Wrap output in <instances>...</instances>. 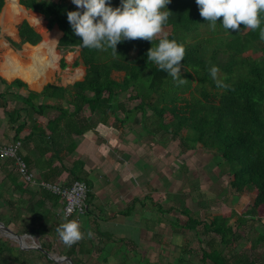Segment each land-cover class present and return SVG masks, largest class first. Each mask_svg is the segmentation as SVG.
<instances>
[{
    "label": "trees",
    "instance_id": "obj_1",
    "mask_svg": "<svg viewBox=\"0 0 264 264\" xmlns=\"http://www.w3.org/2000/svg\"><path fill=\"white\" fill-rule=\"evenodd\" d=\"M110 3L117 6L120 0H110ZM19 4L41 15L48 29L57 26L62 36L56 48L64 52L78 49V60L73 66L84 67L83 78L73 84L62 87L49 83L41 92L29 91L26 96L16 97L40 116L47 112L57 113L45 127L34 123L32 130H28L24 122L20 123L21 126L17 124L19 110L5 111L8 124H16L13 140H21L26 150L29 145L32 146V153L38 155L39 161L36 162L32 161L31 156L24 158L19 155L27 162L25 164L30 169L39 170L44 164L40 159L50 153L45 162L48 171L40 175L47 180L54 179L61 174L60 171L67 172L73 180L86 184L87 202L90 204L91 185L76 174L82 163H78L77 168L62 164L65 157L76 149L72 135L81 136L91 130L88 122L91 116L98 117L103 123L112 118V124L118 123L121 127L137 118L146 134H169L172 140H178L182 152L194 150L199 145L203 151L211 154L221 175L231 177L228 188L234 194L241 196L246 189L255 192L252 204L243 212L229 207L227 214L209 215L204 210L205 219H201L195 218L184 206L181 207L179 212L186 217L185 223L174 219L169 225L174 234L178 230L194 232L200 244V258L194 264H264L258 260L256 252L264 248V233L258 232L252 240L246 239L249 231L255 229L250 222H261V212H264V59L243 56L247 51L264 56V36L260 34V29L253 30L241 23V30L229 29V33L219 24L222 16L217 19L218 24L213 29L200 15L196 0H171L166 5L170 13L163 31L154 36L152 42L144 38L125 39L117 44L116 51L111 47L81 48L79 44L82 38L74 32L67 19V12L76 10L77 5L65 0H19ZM3 6L4 0H0V12ZM261 18L264 21V13H261ZM261 27H264V23ZM16 29L20 42L9 41L14 48L19 49L25 43L35 46L40 42V35L26 20H22ZM165 34L186 48V55L181 61V76L187 79L184 83H178L147 57L148 49L155 47ZM213 65L219 68L215 78L210 73ZM60 66L66 67L63 59ZM113 72L122 73V79H114ZM0 80L5 87L25 88L20 80H14L10 85L1 77ZM217 81L222 83L218 84ZM125 94L131 101H137L134 107L127 109L126 104L119 100ZM6 100L5 94H0L1 108L6 109ZM85 110L89 115L80 121ZM25 130L28 134L19 139L18 136ZM54 161H58L61 167L51 168ZM0 169L6 173L7 180V183H0V189L8 184L21 195L20 200L24 204L27 201L24 197L27 196L32 203L45 209L41 218L33 214L41 223L36 226L28 223L27 234L40 238L48 234L47 224L54 222L58 215L47 209L46 204L50 202L55 207L58 198L42 190L30 189L14 171L11 162L0 160ZM35 197L38 199L35 200ZM6 203L16 207L13 201ZM154 207L162 214L174 210L173 207L164 210L158 204H154ZM19 211L20 208H16L15 218L20 219ZM59 216L61 221L66 220L62 213ZM179 234L183 240L176 247L171 264H192V259H188L192 254L189 241L183 232ZM102 236L109 239L107 235ZM242 241H245L244 245ZM78 242L67 245L66 256L73 264H80L90 253L88 247ZM49 249V244L40 243L39 256L55 264L47 255ZM10 252L8 247L0 245V264H8L9 260L22 261L21 250H17V257L5 260L4 254ZM122 253V261L114 264H128L127 253L121 250ZM144 261L147 263V260ZM108 262L107 256L100 260L101 264Z\"/></svg>",
    "mask_w": 264,
    "mask_h": 264
},
{
    "label": "crops",
    "instance_id": "obj_2",
    "mask_svg": "<svg viewBox=\"0 0 264 264\" xmlns=\"http://www.w3.org/2000/svg\"><path fill=\"white\" fill-rule=\"evenodd\" d=\"M5 4L6 0H4V6L2 7L0 16ZM28 24L31 26L30 23ZM54 27V31L58 30V32H60L59 38L57 40L58 42L62 36V32L57 28V26ZM45 28L47 31L53 29L47 28V22ZM33 29L35 32H37L34 27ZM37 33L40 35V42L35 46L39 45L44 40L42 34L39 32ZM16 37L18 38L19 43L20 40L17 34V29ZM22 45L25 46L29 44L25 43ZM13 49L16 48L13 47ZM2 62L4 63V61L0 59V67L1 64H3ZM73 63L71 66L75 68ZM79 66L81 65L76 67ZM59 68L64 69L61 68L60 62ZM0 77L4 79L9 85L14 80H20L25 84V88H18L14 86L5 87L0 83V94H5L6 99L8 100L6 109L0 107V143L9 142L13 140L15 136L13 129L16 128V124H8L5 111H9L11 109L19 110L20 118L17 124L24 122L26 124V129L28 130H32L34 123H36V126L40 125L45 127L47 122L57 115V113L47 112L44 116H40L34 113L32 110H29L20 100L16 98L17 96H26L29 91L41 92L43 87L48 84V80L38 88H32L21 78L7 80L1 75ZM48 79H51L50 76ZM55 85L65 87L59 84ZM86 113L87 111L85 110L80 117V121L86 119L83 116ZM93 117H95L94 122H91L92 118H90L88 121L90 127H92L91 130L87 131L81 136L72 135V138L75 141L76 149L73 153L67 155L62 163L68 168H74V165L77 168V164L82 163V167L78 169L76 174L79 177L84 178L87 183L91 185L92 200L90 204H92L94 207V211L80 219L79 222L81 231L84 234L86 232L97 233V235L100 236L102 240L111 242L113 246H116L122 242L120 244V246L123 247L120 248L122 251H125L126 245H130V243L134 245L132 239L128 238L131 235L137 236L139 241H141L139 236L146 237V234L148 233L155 235V237H162V234L167 231L166 229H168V234L174 235L172 226L169 225L171 220H166L164 218L165 215L168 214L159 213L155 209L154 204L161 206V204L167 202L169 204L167 209L170 207L174 208L172 212H179L182 206L190 210L187 205H184V203L179 199L180 194L176 195L170 193L169 189L171 182L167 181L170 178H167V180L164 178L166 173L165 169L170 166L171 162L174 163L175 155L173 154L170 158L168 150L161 147L160 143L158 142L160 139H156L160 134H157L156 136L146 134L141 128L137 118H135L131 123L129 122L121 127L118 123L112 124L111 118H108L107 123H103L98 117ZM7 126L9 131L6 133ZM46 133H48L47 130ZM27 134L28 132L25 130L18 136V138L20 139ZM148 139H150L151 142H148ZM32 149L33 147L30 145L27 150L23 149L22 147V149H20L19 155H22L23 157L28 155L31 156L32 161H39L37 157L38 155L36 153H32ZM49 157L50 153H47V155L45 154L40 159L42 162H44V164H41V171H39L40 169L38 170L36 168H31L43 181L45 178H42V176L40 177V174L42 175L46 170L48 171V165L46 166L45 162ZM34 162L32 165H34ZM59 164L60 163L58 161H54L51 165V168H60L61 165ZM44 167H46V170L42 171ZM60 173L61 174L57 175L54 179L49 178L45 181L52 183H63L65 185H69L73 181V177L67 172L60 171ZM149 189H151V191ZM161 197L163 200L159 201V198ZM177 197L179 203L181 202L179 206L175 205V198ZM18 198H21V195H19ZM36 198L37 197H35V199ZM24 200H27V202L30 204L32 203V200L27 198V196L24 197ZM58 203L59 202L57 201V206L55 207H52V203L46 204V208L51 209L52 213H54L57 208H60ZM204 203L200 200L197 202L199 209L203 208L205 205L207 206V204ZM162 209L167 210L164 207ZM153 210L155 211L153 212ZM19 212L20 213H18V216H20V219L23 218L21 220H25L28 223L33 224H35L34 222L36 221L38 223L37 225H40L41 220H39L37 217H33V214H28L26 211ZM57 215H61V212ZM106 215H108L109 218H105ZM194 217L196 218V216ZM111 227L116 229L115 232L112 231ZM119 231L120 234H122V238L118 241L116 237H120L118 234ZM157 234H159V236ZM102 235H107L109 239ZM126 253L127 256L128 252Z\"/></svg>",
    "mask_w": 264,
    "mask_h": 264
},
{
    "label": "rangeland",
    "instance_id": "obj_3",
    "mask_svg": "<svg viewBox=\"0 0 264 264\" xmlns=\"http://www.w3.org/2000/svg\"><path fill=\"white\" fill-rule=\"evenodd\" d=\"M46 1H53V2H60L61 0H46ZM65 2L70 3L72 0H65ZM73 3V2H72ZM31 12L30 10H27ZM3 12V11H2ZM34 13V12H31ZM36 14V13H34ZM2 16V14H1ZM0 16V19H1ZM26 20L30 23L27 19H20L17 21L13 27V34H6L1 26L0 22V58L4 50L1 49L2 42L7 44V50H12L15 53L22 51L24 45H21L19 49H13L10 45L9 41L18 43V38L16 37V26L22 21ZM45 26H46V21ZM32 26V25H31ZM35 28V27H34ZM55 28V27H54ZM54 28L50 31H47V34H50L54 31ZM36 29V28H35ZM49 32V33H48ZM16 38V39H15ZM59 60H58V68L50 74V80L48 79V83L59 84L63 86L70 85L75 81H79L83 78L84 75V68L82 66L79 67H72V63L78 60L79 50L75 49L71 52H64L58 50ZM243 56H249L253 59L263 58L264 56L261 53H252V52H245ZM63 59L64 63L66 64V68L60 69L59 62ZM2 66V64H1ZM76 74V75H75ZM75 75V76H74ZM122 73H112V77L118 81L122 79ZM121 102L125 103L127 109L134 107L137 104V101H131L128 99V95H124L119 99ZM65 105V104H63ZM87 111V110H86ZM148 115L151 113L148 111ZM89 115L88 111L84 114V117ZM121 116V115H120ZM91 122L95 121V117L91 116ZM112 119V118H111ZM168 121V118H165ZM9 131L8 126L6 127V133ZM160 139L158 142L160 143L161 147L168 150V154L170 158L172 155H175L174 163H170V166L167 167L165 170L164 178H170L167 181L171 182L170 185V193L172 194H180L179 199L184 205L193 212V215L199 217L201 219H205V213L209 215L216 214L222 215L224 213L229 212V207L233 208L238 212H243L246 210L253 202L255 197V192L253 189H246L241 196H238L232 192L228 188V183L231 177L227 175H221L220 171L216 167V162L213 159V156L205 151H203L199 145L196 146L194 150L188 152H182L179 146L178 140H172L169 134H160L158 138ZM148 142H151L148 139ZM22 144V143H21ZM152 147V146H151ZM22 149V146H21ZM180 159V160H179ZM180 164V165H179ZM180 166V167H179ZM46 170V167H44ZM41 171V170H39ZM43 171V169H42ZM6 173L0 169V183H7L5 180ZM41 177V175H40ZM42 178H44L42 176ZM190 187V188H189ZM151 191V189H149ZM194 193V194H193ZM20 194L18 192H14L11 189V186L8 184L5 187L0 189V223L4 226L8 227L14 235L22 237L23 241L18 240L15 237H8L6 236L2 230H0V245L4 246L5 248L8 247L11 252L5 253L3 258L5 260L9 259L10 257H17V250H21L22 253V261H13L9 260L8 264H50L46 262L43 258H40L38 249L40 248V243L44 245L49 244V257L53 259H60L66 256V251L68 250L67 245L61 240L59 233L57 232V227L63 223L61 218L58 216L53 220L54 222H49L47 224V228L49 229V233L43 235L41 238L38 236H30L27 234L28 222L25 220H21L19 218H15L17 216L15 214L16 208H20V211H26L28 214H35L38 215L40 218L45 213L44 208H40L41 206H37L34 203H28L21 201V198H18ZM35 199V198H34ZM38 199V197L36 198ZM35 199V200H36ZM163 198H159V201H162ZM203 201L207 204L203 208L198 207L197 202ZM6 201H15L14 204L16 207L9 206ZM58 201V199H57ZM178 201V197L175 198V205L179 206L181 204ZM50 202H47L49 204ZM204 203V204H205ZM162 208L164 207L167 209L169 204L164 202L161 204ZM205 208V209H204ZM199 209V210H198ZM155 210H153L154 212ZM20 213V212H19ZM54 213L56 215L60 213V208H57ZM150 217V216H148ZM261 222H250V226L254 227L252 231H249V236L246 239H254L258 232L264 233V212H261ZM108 218V215L105 216ZM163 218V216H162ZM166 220H174L178 219L179 223H185L186 217L181 215L179 212H172L164 217ZM35 219V218H34ZM84 219V218H83ZM40 220V219H39ZM79 221V220H78ZM11 222V223H7ZM7 223V225H5ZM34 226L38 223L35 221ZM80 223V222H79ZM112 231L115 232V228L111 227ZM168 231V229H166ZM165 231L162 237H155V235L148 233L146 237L139 236V241L137 236L131 235L128 238L132 239L134 245L130 242V245H126L125 252H128V264H171L173 263V256L176 253V247L182 243L183 237L179 234L180 232L184 233L185 238L189 241V249L191 253L188 259H192V264L197 262L200 258V244L196 241L194 232L192 231H180L178 230L177 234H168ZM173 231V230H172ZM157 233V230H156ZM120 237H116L119 241L122 238V234L120 231L118 232ZM159 236V234H157ZM82 242L85 247L90 249V253L88 256H85L84 261L80 264H101L100 260L102 257H108V264H114V262L122 261V255L120 248V244L113 246L111 242L102 240L97 233H89L86 232L83 237L78 240ZM246 241V240H245ZM245 241L241 243L244 245ZM64 246V247H63ZM29 247V249H25ZM202 247V246H201ZM243 247V246H242ZM240 251V249H238ZM258 260L264 263V248H260L256 251ZM34 259V260H33ZM171 259V260H170ZM24 260V261H23ZM147 260V263L146 261ZM52 261V260H51ZM144 261V262H143ZM53 262V261H52ZM54 264V263H51ZM55 264H69L65 261L55 263Z\"/></svg>",
    "mask_w": 264,
    "mask_h": 264
},
{
    "label": "clouds",
    "instance_id": "obj_4",
    "mask_svg": "<svg viewBox=\"0 0 264 264\" xmlns=\"http://www.w3.org/2000/svg\"><path fill=\"white\" fill-rule=\"evenodd\" d=\"M72 2L78 7L67 12V19L74 32L82 38L79 47H111L116 51L117 44L125 39L144 38L152 42L153 37L163 31L170 13L166 5L171 0H120L117 6H113L110 0ZM196 4L200 15L213 29L218 24L217 19L222 16V22L219 24L228 32L229 29L241 30L243 23L250 29H260V34L264 36V27H261L264 23L261 18V13H264V0H196ZM185 55V46L175 39H169L167 34L147 52L148 59L178 83L187 80L181 76V61ZM218 71V66L213 65L210 68L213 78L217 76ZM57 232L61 240L69 246L84 235L76 219H66L57 227Z\"/></svg>",
    "mask_w": 264,
    "mask_h": 264
},
{
    "label": "bare ground",
    "instance_id": "obj_5",
    "mask_svg": "<svg viewBox=\"0 0 264 264\" xmlns=\"http://www.w3.org/2000/svg\"><path fill=\"white\" fill-rule=\"evenodd\" d=\"M20 19H27L30 22V24L36 28L37 32L42 34L44 40L42 43H40L39 45L35 47L25 45L23 50L18 53H15L12 50H7L6 49L7 44L2 42L1 49L4 51L0 59H2L4 63L2 62L3 64L0 67V75L3 76L7 80H12L14 78H21L22 80L27 82L32 88H38L45 81L48 80L52 71L58 68V60L60 56L58 55L56 51V43H58L57 40L59 38L60 32H58V30H55L51 32L50 34H47L46 28H45V22L42 16L31 13L27 11L26 9H24L22 6L19 5V0H6V4L2 12L1 19H0L1 26L4 32L6 34H13L14 31H13L12 26ZM39 202H42V201H39ZM2 232L8 237L16 238L15 235H10L9 233H6L4 231ZM20 241H23L22 238Z\"/></svg>",
    "mask_w": 264,
    "mask_h": 264
},
{
    "label": "built area",
    "instance_id": "obj_6",
    "mask_svg": "<svg viewBox=\"0 0 264 264\" xmlns=\"http://www.w3.org/2000/svg\"><path fill=\"white\" fill-rule=\"evenodd\" d=\"M20 140L0 143V160L11 162L14 171L20 176L30 189L42 190L58 198L60 212L65 219L79 220L89 212L94 211L92 204L87 201L88 188L82 181L73 180L69 185L52 183L41 180L34 170H30L19 156ZM59 214V213H58Z\"/></svg>",
    "mask_w": 264,
    "mask_h": 264
},
{
    "label": "water",
    "instance_id": "obj_7",
    "mask_svg": "<svg viewBox=\"0 0 264 264\" xmlns=\"http://www.w3.org/2000/svg\"><path fill=\"white\" fill-rule=\"evenodd\" d=\"M0 230L4 231L6 233H9L10 235H14L12 233V231L8 227L4 226L2 223H0ZM15 236H16V238L18 240H21V238H22V237H19L17 235H15ZM25 249H29V247H26ZM38 251H40V248L38 249ZM44 253H46V252H44ZM47 255L49 257V254H47ZM49 259H51L55 263H59V262L65 261V262H67L69 264H73L72 260L70 258H66V257L60 258L59 260L58 259H53V258H50V257H49Z\"/></svg>",
    "mask_w": 264,
    "mask_h": 264
}]
</instances>
